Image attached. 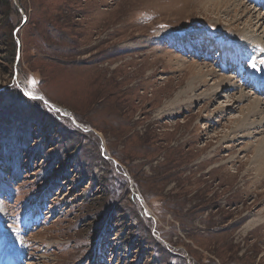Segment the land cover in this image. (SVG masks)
I'll list each match as a JSON object with an SVG mask.
<instances>
[{
    "label": "rangeland",
    "instance_id": "rangeland-1",
    "mask_svg": "<svg viewBox=\"0 0 264 264\" xmlns=\"http://www.w3.org/2000/svg\"><path fill=\"white\" fill-rule=\"evenodd\" d=\"M236 1L0 0V264H264V0Z\"/></svg>",
    "mask_w": 264,
    "mask_h": 264
},
{
    "label": "bare ground",
    "instance_id": "bare-ground-1",
    "mask_svg": "<svg viewBox=\"0 0 264 264\" xmlns=\"http://www.w3.org/2000/svg\"><path fill=\"white\" fill-rule=\"evenodd\" d=\"M216 1H220V0H216ZM222 1H224V0H222ZM226 1V7L228 8V7H231V9L230 10H232V9H234V10H237V6H230V3H232V2H234V1H236V0H225ZM237 2V1H236ZM241 4V3H240ZM240 4H238V5H240ZM241 6V5H240ZM239 7V6H238ZM229 9V8H228ZM247 11H249V13H251L252 12V10H247ZM258 23H260L261 25L263 24V22H264V16L263 17H258V21H257ZM200 74V73H199ZM204 75V74H203ZM201 76V75H200ZM223 79V78H222ZM225 83V82H224ZM221 86H222V82H221ZM217 87V86H216ZM243 95H244V93L242 92V94H241V97H240V99H242V97H243ZM262 101H256V102H254V103H252V104H250V113H253V112H255V114H256V112L258 113V111L261 109V106H262ZM253 115H254V113H253ZM246 119H247V117H246ZM263 140H261V142H262ZM260 142V143H261ZM263 147V146H262ZM261 150V152H262V149L263 148H260ZM259 152H257V154H258ZM256 154V155H257ZM260 154V153H259ZM257 155V156H259L258 158H260V155ZM264 153H262V155H263ZM261 157H263V156H261ZM252 224V223H251ZM251 224H249V225H251ZM4 238V237H3ZM7 239V238H6ZM4 252V250H3V248L1 247V244H0V253H3ZM6 252V251H5ZM7 253V252H6ZM4 254V253H3ZM3 254H0V260L1 259H3L2 258V256H3ZM9 256V255H8ZM14 260V262L13 263H11V264H15L16 262H15V259H13ZM10 263V262H9ZM2 264V263H1Z\"/></svg>",
    "mask_w": 264,
    "mask_h": 264
},
{
    "label": "water",
    "instance_id": "water-1",
    "mask_svg": "<svg viewBox=\"0 0 264 264\" xmlns=\"http://www.w3.org/2000/svg\"><path fill=\"white\" fill-rule=\"evenodd\" d=\"M21 27L18 28V30L20 29ZM18 43L20 44V41H18Z\"/></svg>",
    "mask_w": 264,
    "mask_h": 264
},
{
    "label": "snow or ice",
    "instance_id": "snow-or-ice-1",
    "mask_svg": "<svg viewBox=\"0 0 264 264\" xmlns=\"http://www.w3.org/2000/svg\"><path fill=\"white\" fill-rule=\"evenodd\" d=\"M253 67H255V65H253Z\"/></svg>",
    "mask_w": 264,
    "mask_h": 264
}]
</instances>
